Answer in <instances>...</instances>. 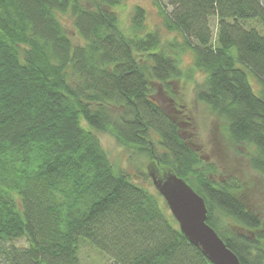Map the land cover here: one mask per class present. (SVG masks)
<instances>
[{
    "label": "trees",
    "instance_id": "obj_1",
    "mask_svg": "<svg viewBox=\"0 0 264 264\" xmlns=\"http://www.w3.org/2000/svg\"><path fill=\"white\" fill-rule=\"evenodd\" d=\"M123 1L0 0V264H79L81 238L114 264H212L153 180L154 192L114 166L99 132L143 160L146 179H184L240 263L264 264V220L244 188L212 177L181 116L158 100L203 74L197 100L264 180V0H167L171 13L158 1L170 39L147 31L140 6L124 29ZM59 14L71 15L82 43ZM188 54L191 71L182 68Z\"/></svg>",
    "mask_w": 264,
    "mask_h": 264
},
{
    "label": "rangeland",
    "instance_id": "obj_2",
    "mask_svg": "<svg viewBox=\"0 0 264 264\" xmlns=\"http://www.w3.org/2000/svg\"><path fill=\"white\" fill-rule=\"evenodd\" d=\"M167 13H171L172 7L167 0H124L117 8V14L124 29H129L132 15L136 6L146 11L147 31H158L163 39H170L162 26L160 8L158 2ZM59 19L67 29L68 34L75 44L82 43V39L75 29L73 18L70 14H59ZM247 28H250L248 26ZM213 34H217V20L212 21ZM260 29V28H258ZM262 31V28H261ZM182 68L193 70V60L190 55H185L182 60ZM192 73V72H191ZM193 79L181 80L173 83L174 98L163 90H159L158 100L170 108L173 113L181 116V133L189 144L198 151L205 163L213 168V178L217 181L236 179L244 188V197L251 208L260 213L264 220V180L255 172L249 164L246 149L243 146L231 144L226 138L225 123L212 115L208 108L196 98L195 87L205 80V76L199 72H193ZM249 80L255 92L260 89L258 79L249 74ZM83 125L89 129L84 122ZM103 149L116 168L122 169L132 175L134 180L154 192L152 179L149 177L151 171L146 167L143 160L131 157L129 151L119 145L117 140L107 133H97ZM147 173L146 179L140 173ZM229 222H232L229 220ZM17 246L25 247V240L15 243ZM79 264H114V260L94 246L89 240L81 238L79 241Z\"/></svg>",
    "mask_w": 264,
    "mask_h": 264
},
{
    "label": "water",
    "instance_id": "obj_3",
    "mask_svg": "<svg viewBox=\"0 0 264 264\" xmlns=\"http://www.w3.org/2000/svg\"><path fill=\"white\" fill-rule=\"evenodd\" d=\"M152 180L181 232L212 264H241L238 256L207 223L208 209L204 198L184 179L170 174L166 179L159 180L152 174Z\"/></svg>",
    "mask_w": 264,
    "mask_h": 264
}]
</instances>
